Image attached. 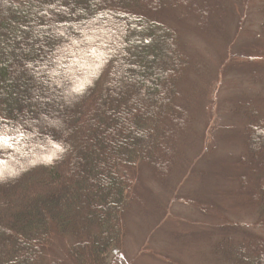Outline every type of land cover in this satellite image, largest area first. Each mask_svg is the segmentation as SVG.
Here are the masks:
<instances>
[{
  "label": "trees",
  "instance_id": "16d2710c",
  "mask_svg": "<svg viewBox=\"0 0 264 264\" xmlns=\"http://www.w3.org/2000/svg\"><path fill=\"white\" fill-rule=\"evenodd\" d=\"M185 1L198 18V0H0V132L8 138L0 145V264H110L133 202L147 209L149 193L134 186L135 178L166 183L170 191L171 175L186 173L195 113L191 132L181 140L179 116L186 117L185 103L198 108L199 85L189 91L192 101L183 97L182 86L191 84L189 69L197 78L208 72L201 71L199 53L188 54L197 55L193 67L183 61V43L163 23L168 14L177 19ZM216 15L210 23L200 16L197 24L227 34L228 14ZM261 38L263 45L248 49L261 53L259 47L264 57V21ZM226 59L217 57L215 70L222 76L235 64L247 63L253 75L261 67L241 57ZM255 102L250 98L243 106L239 99L233 108L232 116L245 124V139L244 152L227 165L229 173L217 176L215 169L197 165L192 171L214 178L212 189L197 192L208 205L236 209L244 203L253 221L218 223L213 216L198 230L173 216L160 226L168 237L198 231L192 241L202 240L200 247L217 264H264V150L256 155L259 146L253 143L258 137L264 144V96L259 106ZM155 133L172 145L177 161L173 154L160 163L149 153ZM163 147L157 150L164 153ZM32 148L29 156L19 153ZM221 201L226 202L220 207Z\"/></svg>",
  "mask_w": 264,
  "mask_h": 264
},
{
  "label": "rangeland",
  "instance_id": "374dc122",
  "mask_svg": "<svg viewBox=\"0 0 264 264\" xmlns=\"http://www.w3.org/2000/svg\"><path fill=\"white\" fill-rule=\"evenodd\" d=\"M149 1L151 0H143L144 3ZM222 1L225 10L219 8L221 5L219 0H213L212 2L210 0H198L200 2L198 18H195L191 14L192 11L186 8L189 3L185 1L182 3L183 7H179L176 12L177 19H175L174 15L168 14L170 16L166 19L167 23L163 22L174 33L173 36H175L176 40L178 41L179 37L183 43L184 47L182 50L186 51V54L183 53L185 55L183 61L187 62L186 64L189 67H193L197 55H191L190 57L188 54L199 53L202 56L201 61L203 63L201 71L208 72V75L204 77L199 78V75H197L198 79L195 77L196 74L189 69L188 77L191 84L182 86L183 97H189L192 101V95H190L189 91L199 85L197 91L198 108L194 111V106L185 103L186 109L183 111L186 117L178 115L183 123L182 132H177V140H181L184 134L191 132L189 127H191V121L195 113L194 131L190 136V143L185 147V156L190 159L192 164L189 161L185 165L183 171L186 173L184 175L180 172L176 175H171L173 178L171 185L173 186L170 191L163 186L166 183H162V185L158 181L156 182L143 175L140 176L141 181L135 178L134 186L143 185V191L149 193L147 209H142V203L133 202V210L129 214V219H127V227L126 225L124 227L121 248L112 254L109 260L110 264H176L177 261L181 262L178 264H217L214 256H207L208 249L200 247L199 243L202 240L199 242L192 241L193 237L191 234L198 231L192 230L177 235L170 233V237H168L162 232L164 229L161 228L162 223L168 222L169 219L175 216L179 220L196 224V229L200 230L209 223V219L213 216L218 218V223L239 221L247 225L253 221L254 214L248 211V207L244 203H238L236 209H234L235 204H231L232 207L227 209L230 203L225 209H218L214 205H208L207 198L203 196L205 200L202 199L197 192L199 190L212 189L214 178H209L207 181L208 178L204 179V176L202 179V175L198 172L192 173L196 165L198 167L209 166L212 170L215 169L217 176H220L221 170L226 171V174L229 173L232 167L228 168L227 165H231L232 161L244 152L245 139L244 133L240 134L245 124H242L235 114L232 116L233 108L239 99L245 106L250 98L255 99V104L259 106L264 96V57L262 49L257 47L261 53L256 51L251 53L248 49L253 48L257 44L259 46L263 45L261 24L264 21V0ZM217 2L218 4H216ZM190 3H192V0H190ZM221 12L228 14L227 34L220 32L218 36L212 33V29L206 28L207 24L205 26L202 25L203 27L197 24L201 17L204 18V21L210 23L212 21L210 16H217L216 14ZM112 22L114 27L116 20ZM220 54L222 56L228 55V59L225 62L233 63L234 59L237 60L241 57L250 63L251 66L261 67L260 69L256 68L253 75L252 72H248L250 69L246 67L247 63L246 66L242 67L239 64H235L236 66H233L234 68L230 67L223 77L220 72L215 70V67L219 65L217 57ZM194 77L198 80L195 81ZM158 90L161 93L165 92V85L162 82L159 83ZM157 97L160 98V94H157ZM146 103L138 102L137 104L146 109ZM57 107L60 106H56L54 110L58 111L60 109L61 111V108ZM260 111H262V108ZM173 115L178 118L176 114ZM240 115L243 116L244 114ZM43 118L48 121V117L44 116ZM125 127H127V124ZM260 127H264V125ZM33 134L36 136L35 133L30 131L29 136L32 137L34 136ZM159 134L155 133L149 138V141H152L149 146V153L156 154L159 162L164 163L165 159L170 160L172 158L174 151L169 142L166 145L164 144L165 141H160ZM260 136L264 138L263 133ZM122 137H124L122 138L124 141L129 142L126 136L122 135ZM236 138L239 140H234ZM253 140H255L253 143L259 146L257 149L259 151L256 153L258 155L264 150V144L258 137ZM173 145L175 144L173 143ZM159 146H164V153L157 150ZM176 148L177 146L175 145ZM16 149L19 150L18 148ZM34 150L35 148L28 151L20 150L19 153L26 157L33 153ZM177 152L183 156L182 151L179 152L177 150ZM174 160L177 161L175 154ZM146 174L148 175V173ZM190 174L191 179L186 180ZM196 176H199V178L197 179ZM192 181H194V185ZM207 182L209 185H206ZM219 185L220 182L217 181L218 188ZM136 195L139 196L140 194L136 192ZM227 198L230 199V196ZM139 199L143 201L140 196ZM222 201L220 207L226 202ZM158 215H160V218L156 220ZM209 215L211 216L210 218ZM63 241L65 244L66 240ZM184 244H186V247ZM62 245L58 241L55 243L56 249L61 254H63Z\"/></svg>",
  "mask_w": 264,
  "mask_h": 264
},
{
  "label": "snow or ice",
  "instance_id": "6c2138e0",
  "mask_svg": "<svg viewBox=\"0 0 264 264\" xmlns=\"http://www.w3.org/2000/svg\"><path fill=\"white\" fill-rule=\"evenodd\" d=\"M79 90V89H77ZM8 144V138L6 135H4L2 132H0V145H7Z\"/></svg>",
  "mask_w": 264,
  "mask_h": 264
}]
</instances>
